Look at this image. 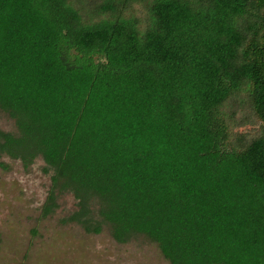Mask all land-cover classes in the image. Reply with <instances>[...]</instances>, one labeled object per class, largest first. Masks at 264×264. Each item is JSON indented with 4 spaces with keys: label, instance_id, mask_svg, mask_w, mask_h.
I'll return each instance as SVG.
<instances>
[{
    "label": "trees",
    "instance_id": "obj_1",
    "mask_svg": "<svg viewBox=\"0 0 264 264\" xmlns=\"http://www.w3.org/2000/svg\"><path fill=\"white\" fill-rule=\"evenodd\" d=\"M0 109L43 218L71 194L169 264H264V0H0Z\"/></svg>",
    "mask_w": 264,
    "mask_h": 264
},
{
    "label": "rangeland",
    "instance_id": "obj_2",
    "mask_svg": "<svg viewBox=\"0 0 264 264\" xmlns=\"http://www.w3.org/2000/svg\"><path fill=\"white\" fill-rule=\"evenodd\" d=\"M0 130L17 134L1 109ZM45 169L40 158L25 170L19 161L0 155V264H169L142 236L121 245L107 225L96 235L66 223L78 210L71 194L60 195L55 211L43 218L52 175ZM96 209L93 204L95 218Z\"/></svg>",
    "mask_w": 264,
    "mask_h": 264
}]
</instances>
